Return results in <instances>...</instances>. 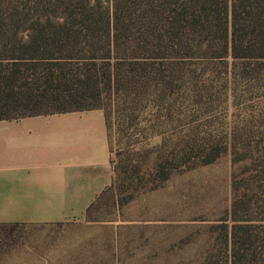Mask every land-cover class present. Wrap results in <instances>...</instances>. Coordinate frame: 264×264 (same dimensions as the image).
Returning a JSON list of instances; mask_svg holds the SVG:
<instances>
[{
    "label": "trees",
    "instance_id": "1",
    "mask_svg": "<svg viewBox=\"0 0 264 264\" xmlns=\"http://www.w3.org/2000/svg\"><path fill=\"white\" fill-rule=\"evenodd\" d=\"M96 108L110 152L161 137L142 186L229 152L245 191L192 264H264V0H0V119Z\"/></svg>",
    "mask_w": 264,
    "mask_h": 264
},
{
    "label": "crops",
    "instance_id": "2",
    "mask_svg": "<svg viewBox=\"0 0 264 264\" xmlns=\"http://www.w3.org/2000/svg\"><path fill=\"white\" fill-rule=\"evenodd\" d=\"M113 177L101 109L0 119V224L24 230L16 257H33L30 264L109 257L108 238L120 229L87 208Z\"/></svg>",
    "mask_w": 264,
    "mask_h": 264
},
{
    "label": "rangeland",
    "instance_id": "3",
    "mask_svg": "<svg viewBox=\"0 0 264 264\" xmlns=\"http://www.w3.org/2000/svg\"><path fill=\"white\" fill-rule=\"evenodd\" d=\"M108 133L114 184L90 215L115 221L111 226L120 230L108 238L109 257H92L96 261L87 264H192L203 257L214 244L212 227L224 218L230 224L232 180L245 191L230 153L177 169L157 185L142 186L154 157L151 148L161 137L148 133L145 122L123 132L111 127ZM23 232L15 229L9 239L0 227V264H30L33 257L13 252Z\"/></svg>",
    "mask_w": 264,
    "mask_h": 264
}]
</instances>
